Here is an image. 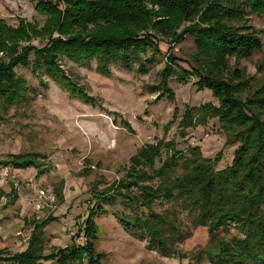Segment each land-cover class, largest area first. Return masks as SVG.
<instances>
[{"label":"trees","instance_id":"trees-1","mask_svg":"<svg viewBox=\"0 0 264 264\" xmlns=\"http://www.w3.org/2000/svg\"><path fill=\"white\" fill-rule=\"evenodd\" d=\"M35 11L45 18L39 34L32 24L20 21L12 29L0 19V52L9 58L7 63L0 62V113L20 109L29 99L30 88L17 76V68L29 70L37 78L41 72L71 94L92 102L93 98L63 75L61 57L87 68L95 62L96 72L106 77L111 76L112 65L131 69L137 64L138 71L145 74L161 52V38L177 44L191 37L195 50L183 62L187 68L174 49L168 48L158 75L157 99L174 101L171 79L187 85L196 78L194 87L209 90L217 104L184 105L176 129L179 137L185 139L189 129L213 122L224 147L235 150L231 165L222 170L217 169L221 152L209 159L199 146L178 150L173 140H165L170 126L177 122L176 109L164 126L163 138L141 146L130 157L121 179L95 191L82 246L73 243L70 248H51L45 254L43 229L53 220L48 216L33 221L24 251L0 249V264H101L103 255L95 248L99 227L94 217L106 213L101 204L115 207L117 203L125 209L146 210L145 214L122 215V227L145 237L162 256L177 254L176 245L188 238L183 230L188 223L209 235L198 262L206 257L211 264H264V79L249 77L238 68L241 60L264 52L259 31L247 21L250 15H264V0L232 6L217 0H39ZM53 32L59 37L52 38ZM31 34H46L49 40L41 48L29 45L17 52L18 42L29 40ZM229 58L234 59L233 70L227 68ZM257 70H264L262 62ZM125 126L131 132L129 124ZM43 159L38 154L20 153L0 165L39 170ZM61 185L59 181L54 187L59 204ZM157 201L177 207L185 219L176 211L156 213L152 206ZM225 229H234L240 236L217 238L218 231Z\"/></svg>","mask_w":264,"mask_h":264},{"label":"rangeland","instance_id":"rangeland-1","mask_svg":"<svg viewBox=\"0 0 264 264\" xmlns=\"http://www.w3.org/2000/svg\"><path fill=\"white\" fill-rule=\"evenodd\" d=\"M38 1L0 0V19L12 29H16L20 21L32 24L39 34L45 18L35 11ZM217 1L232 6L246 0ZM60 7L63 8V5ZM247 21L248 25L259 31V38L264 43V15H250ZM51 37L59 36L53 32ZM48 40L46 34H31L29 40L18 42L17 52L29 45L41 48ZM160 42L161 52L145 74L138 71L137 64L132 65L131 69L112 65L111 76L106 77L96 72L95 62L91 63V68H87L61 57L59 64L63 75L76 88L93 98L92 102L71 94L41 72L37 78L29 70L15 69L17 76L23 78L30 88L29 99L20 109L9 108L5 114L0 113V162L20 153L38 154L44 157V161L39 170L29 167L15 171L17 169L11 166L0 165V240L9 243V248H12L10 252L18 249V252L24 251L22 247L25 244L17 233L28 235L32 230L30 201L36 198L37 191L29 186L30 180L37 189H48L56 196L57 207L50 215L53 220L43 229L47 239L45 254H49L51 248H70L73 243L82 246V231L94 206L95 191L104 190L121 179L128 169L130 157L141 146L155 144L163 138L164 126L172 120L176 109L179 111L177 122L170 126L165 140H173L178 150L199 146L203 156L209 159L221 152L218 170L231 165L235 149L232 146L224 147V139L216 123L209 122L206 127L189 129L185 139L177 133L184 105L217 104L209 90L198 91L194 87L196 78H192L187 85L171 79L174 101L170 102L166 97L158 101L155 90L159 88L158 75L164 68L168 48L174 49L185 68L183 62L195 50L191 37L177 44L164 38ZM7 59L6 53L0 52V62L7 63ZM261 62L264 67V52L241 60L238 68L244 69L249 77L264 79V70L261 73L257 70ZM234 66V59L229 58L227 68L233 70ZM126 123L131 132L126 128ZM59 181H62L60 204L54 191ZM13 190L16 199L12 197ZM14 204L16 209L13 208ZM101 206L106 213L94 217V223L99 227V240L95 248L97 253L103 255L101 264H211L206 257L198 262L199 253L209 241L205 229L192 228L185 223L183 230L188 238L176 245L177 254L166 257L156 247H150L145 237L130 234L122 227V215L145 214L146 210L125 209L119 203L115 207ZM152 208L156 213L170 214L176 211L180 219H185V214L180 213L177 207L173 208L165 202L157 201ZM20 212L22 216H27L25 220L20 217ZM231 236L240 235L234 229L221 230L217 234V238L229 239ZM13 240L18 245H11Z\"/></svg>","mask_w":264,"mask_h":264},{"label":"built area","instance_id":"built-area-1","mask_svg":"<svg viewBox=\"0 0 264 264\" xmlns=\"http://www.w3.org/2000/svg\"><path fill=\"white\" fill-rule=\"evenodd\" d=\"M29 183H30L29 186H31L33 189L37 191L36 198L30 201V206L32 208L33 221L38 223L45 220L56 209L57 207L56 196L52 191L48 189H44V188L37 189L33 181L31 180L29 181ZM17 235L22 237V242L24 244H27L30 234L23 235V233H17ZM82 241L84 242V238H82Z\"/></svg>","mask_w":264,"mask_h":264},{"label":"crops","instance_id":"crops-1","mask_svg":"<svg viewBox=\"0 0 264 264\" xmlns=\"http://www.w3.org/2000/svg\"><path fill=\"white\" fill-rule=\"evenodd\" d=\"M15 170V169H14ZM18 170H24V169H17V170H15V171H18ZM16 204H14L13 205V208H15L16 209V206H15ZM21 210V209H20ZM20 217L23 219V220H25V218L27 217H24V216H22V214H21V212H20ZM14 243H16V245H18L17 244V242H16V240H13V242L11 243V245H13ZM9 243L8 242H5V243H2L1 242V240H0V249H7V250H9V251H11V249L12 248H9ZM26 247V244L22 247L23 249ZM21 249V248H20ZM19 250V249H18ZM18 250H16L15 252H18Z\"/></svg>","mask_w":264,"mask_h":264}]
</instances>
